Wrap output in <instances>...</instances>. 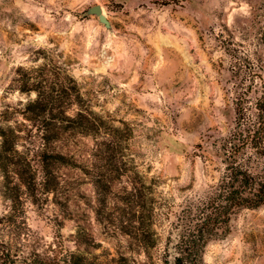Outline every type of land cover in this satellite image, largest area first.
Masks as SVG:
<instances>
[{
  "label": "rangeland",
  "instance_id": "1",
  "mask_svg": "<svg viewBox=\"0 0 264 264\" xmlns=\"http://www.w3.org/2000/svg\"><path fill=\"white\" fill-rule=\"evenodd\" d=\"M263 27L264 0H0V238L85 264L161 253L216 180V144L255 120ZM44 152L65 160L46 174ZM203 261L264 264V206Z\"/></svg>",
  "mask_w": 264,
  "mask_h": 264
},
{
  "label": "trees",
  "instance_id": "2",
  "mask_svg": "<svg viewBox=\"0 0 264 264\" xmlns=\"http://www.w3.org/2000/svg\"><path fill=\"white\" fill-rule=\"evenodd\" d=\"M261 41L264 49V27ZM261 88L254 101V122L239 121L229 137L216 144L221 164L216 180L206 183L202 195L188 200L179 211L171 213L172 227L163 241L161 253L152 257L145 255L142 262L131 259L124 264H204V249L210 241L228 236L243 210L264 206V79ZM40 102L41 93H37L34 104ZM53 120L62 121L57 115ZM56 137L53 133L50 138ZM1 148L7 150L4 141ZM41 160L48 174L50 164L63 162L65 158L59 153L44 152ZM140 241L144 251L155 245L148 235ZM0 264L85 263L83 256L62 244L51 249L28 244L17 248L0 238Z\"/></svg>",
  "mask_w": 264,
  "mask_h": 264
},
{
  "label": "water",
  "instance_id": "3",
  "mask_svg": "<svg viewBox=\"0 0 264 264\" xmlns=\"http://www.w3.org/2000/svg\"><path fill=\"white\" fill-rule=\"evenodd\" d=\"M84 15H94L97 17L99 23H101L107 30L111 31L112 26L107 16L103 13V10L99 4L92 5L84 11Z\"/></svg>",
  "mask_w": 264,
  "mask_h": 264
}]
</instances>
